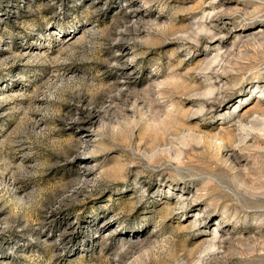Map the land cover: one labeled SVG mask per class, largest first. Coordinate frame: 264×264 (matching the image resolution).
<instances>
[{"label":"rangeland","instance_id":"obj_1","mask_svg":"<svg viewBox=\"0 0 264 264\" xmlns=\"http://www.w3.org/2000/svg\"><path fill=\"white\" fill-rule=\"evenodd\" d=\"M0 264H264V0H0Z\"/></svg>","mask_w":264,"mask_h":264},{"label":"bare ground","instance_id":"obj_2","mask_svg":"<svg viewBox=\"0 0 264 264\" xmlns=\"http://www.w3.org/2000/svg\"><path fill=\"white\" fill-rule=\"evenodd\" d=\"M263 34V33H262ZM213 36V35H212Z\"/></svg>","mask_w":264,"mask_h":264}]
</instances>
